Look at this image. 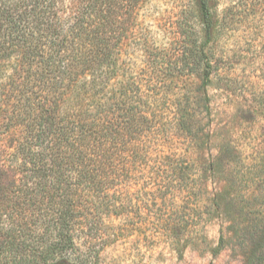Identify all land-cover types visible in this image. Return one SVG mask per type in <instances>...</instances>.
Returning a JSON list of instances; mask_svg holds the SVG:
<instances>
[{
  "label": "trees",
  "instance_id": "1",
  "mask_svg": "<svg viewBox=\"0 0 264 264\" xmlns=\"http://www.w3.org/2000/svg\"><path fill=\"white\" fill-rule=\"evenodd\" d=\"M145 1L0 0V188L13 184L7 171L19 173L15 190L26 195L33 225L12 230L20 240L3 250L10 264H88L76 255V226L112 210L122 218L126 197L116 193L142 183L163 189L161 202L166 190L177 201L191 197L192 221L178 208L171 234L222 218L213 254L231 232L245 252L252 245L246 264H264V208L257 217L251 202L264 205V191L230 189L248 182L235 146L209 152L210 90L219 84L234 94L232 68L248 56L240 52L248 43L259 48L253 31L241 33L255 0H191L178 46L166 54H154L142 30ZM234 35L239 51H220ZM132 39L147 58L140 70L134 54L126 57ZM251 102V116H264V93ZM258 159L264 166V148ZM219 172L229 173V186L208 196ZM167 217L161 213L160 235Z\"/></svg>",
  "mask_w": 264,
  "mask_h": 264
},
{
  "label": "rangeland",
  "instance_id": "2",
  "mask_svg": "<svg viewBox=\"0 0 264 264\" xmlns=\"http://www.w3.org/2000/svg\"><path fill=\"white\" fill-rule=\"evenodd\" d=\"M219 1L221 7L226 3L225 0ZM233 1L236 3L237 0L227 2ZM190 2L191 0L145 1L140 10V22L154 54L157 51L170 53V50L178 46L177 42L183 26L181 21L186 14L185 10H191ZM239 4L241 8L244 7L243 3L239 2ZM253 7L254 10L242 23L241 33L248 35L253 31V37L259 43V48L251 43L242 44L247 52L241 51L240 57L245 59L247 54L248 56L241 63L231 67L235 79L234 94L229 95L231 90H220L219 84L218 88L210 90L213 109L210 130L213 138L209 152L215 157L226 143L225 148L228 150L229 144L235 146L240 154L238 156L240 168L246 172L245 177L248 178V182L242 181L230 189L237 190L241 187L264 191V183H261V180H264V166L258 159L259 150L264 148L262 141L264 136L261 135L264 116L257 115L253 118L250 113V109L254 106L251 102L253 95L264 93V46H261L264 42V0H255ZM196 23L198 24L197 21ZM130 42L126 57L129 59L130 54H134L135 57L131 62L137 61L140 70L143 61L147 58L143 50L138 48L141 42L135 39ZM239 46L234 35L230 36L226 43H220L218 49L222 51V47H229L234 51ZM228 150L225 153H228ZM228 177L229 173L226 172H219L209 177L208 196H213L211 192L219 193L224 187L229 186ZM4 179L6 183L11 181L13 184L0 188V264H10L12 257L8 258V254L3 250L5 247L10 248V242L20 240L13 236L12 230L18 231L21 224L24 231H29L33 225L26 195L22 191L15 190V187H18L15 184L20 181L19 173L14 170L7 171ZM162 192L158 189V185L149 187L143 183L137 186L130 184L124 191L116 193L117 197H126L127 206L120 212H124L122 218L112 210L104 221L95 217L90 223L85 221L79 223L76 226L78 261L86 259L88 264H246V254L250 252L252 245L248 246V251L245 252L243 247L236 244V238H233L234 234L231 232L227 233V239L230 240L225 248L217 255L213 254V248L219 242L222 218L216 217L211 220L200 218L195 223V230L191 224L192 228H188L186 233L171 234L172 225L179 221V218H176L177 209H181L186 219L187 216L190 219L189 213L192 212L191 207L194 205L190 196L184 201H177L171 198L172 193L168 190H166L168 199L161 202L159 197ZM258 200L251 199L257 209V217L264 208L260 203L262 200ZM162 212L168 215L167 221L162 224L167 232L160 235L157 229L161 225L159 221ZM228 223V221L224 222V228ZM121 228L126 229L124 235L108 236V233Z\"/></svg>",
  "mask_w": 264,
  "mask_h": 264
}]
</instances>
